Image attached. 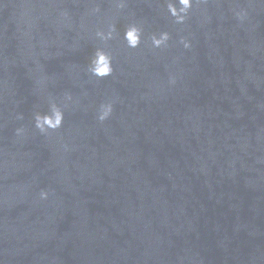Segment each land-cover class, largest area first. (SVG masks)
Instances as JSON below:
<instances>
[{
    "label": "water",
    "instance_id": "water-1",
    "mask_svg": "<svg viewBox=\"0 0 264 264\" xmlns=\"http://www.w3.org/2000/svg\"><path fill=\"white\" fill-rule=\"evenodd\" d=\"M167 2L0 0V264H264V0Z\"/></svg>",
    "mask_w": 264,
    "mask_h": 264
},
{
    "label": "clouds",
    "instance_id": "clouds-1",
    "mask_svg": "<svg viewBox=\"0 0 264 264\" xmlns=\"http://www.w3.org/2000/svg\"><path fill=\"white\" fill-rule=\"evenodd\" d=\"M193 6V0H168L167 10L168 13L175 18L176 23H183L189 10ZM238 18H242L243 13L236 14ZM98 36L101 39H107L111 36V31L108 32L107 36L103 33L98 32ZM141 30L136 25H129L124 31V39L127 46L130 48H135L140 43ZM169 40V34L167 32H161L159 35H153L151 37V44L154 48H159L166 45ZM180 43L185 47H189V43L184 38H181ZM88 72L97 78H104L111 75L113 68L111 63V57L102 49H96L92 57L89 60ZM112 105L102 104L98 111L97 119L99 121H104L111 113ZM64 119V113L60 107L55 103L49 104V109L47 112L41 114L36 112L33 115L34 126L41 133L48 130H56L61 127ZM23 129H17V134H20ZM40 198L46 199L48 193L45 191L40 192Z\"/></svg>",
    "mask_w": 264,
    "mask_h": 264
}]
</instances>
